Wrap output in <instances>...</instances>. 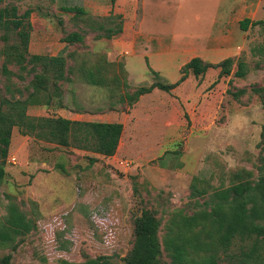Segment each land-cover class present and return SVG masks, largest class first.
I'll return each mask as SVG.
<instances>
[{
  "label": "rangeland",
  "instance_id": "rangeland-1",
  "mask_svg": "<svg viewBox=\"0 0 264 264\" xmlns=\"http://www.w3.org/2000/svg\"><path fill=\"white\" fill-rule=\"evenodd\" d=\"M4 6H15L17 14L30 10L28 55L62 56L65 70L73 68L70 82H57L49 96L40 93L25 114L115 122L122 130L114 154L101 157L11 129L0 222L10 204L28 230L0 245V258L9 255L10 264H59L107 256L124 264L132 221L142 210L159 219L160 237L169 215H191L194 203L203 201L198 191L229 186V175L240 169L256 176L264 159V0H3ZM66 8L81 9L84 16ZM108 17L113 24L120 21L121 32L95 39L99 32L87 26ZM243 19L262 23L242 31ZM71 32L84 34L82 44L62 42ZM2 34L0 51L14 38L8 34L5 44ZM197 55L210 64L232 59L229 75L219 77L217 68L201 78L188 74L175 90L153 89L132 105L126 100L119 105L105 89L86 85L75 70L102 56L109 71L119 65L125 71L126 86L119 91L130 94L153 81L147 66L163 82L174 83L178 68ZM237 61L244 64L243 78L233 76ZM2 66L0 54V104L24 98L29 66ZM79 109L83 112L75 113ZM125 162L128 168L121 165ZM162 259L168 262L164 252Z\"/></svg>",
  "mask_w": 264,
  "mask_h": 264
},
{
  "label": "trees",
  "instance_id": "trees-1",
  "mask_svg": "<svg viewBox=\"0 0 264 264\" xmlns=\"http://www.w3.org/2000/svg\"><path fill=\"white\" fill-rule=\"evenodd\" d=\"M3 0H0V5ZM65 12L73 16H84L81 9L66 8ZM30 10L17 14L15 6L0 7L1 40L7 44L8 34H13V42L3 47L0 54L4 64H14L20 70L31 74L25 88V96L20 99L4 100L0 104V182L4 171V159L7 154L11 129L16 127L23 136H32L46 143L59 147H71L101 157H110L116 151L122 130L120 123L85 122L68 120L61 117H28L26 108L38 103V96L44 93L49 96V88L55 91L57 82H70L73 68L65 70V58L62 56L28 55L27 45L31 25ZM118 19V16L115 17ZM113 18H105L102 23H91L87 30L99 34L95 39H110L121 32V23L113 24ZM110 20V21H109ZM88 22H92L87 18ZM112 22V25H109ZM261 21L251 22L243 19L239 22L244 31L248 24L256 25ZM84 34L71 32L61 40L67 45L82 44ZM232 59L225 58L210 64L198 57L190 58L178 70L179 77L174 83L163 82L156 71H148L153 81L148 86L135 88L130 94L120 93L126 86L125 71L119 65L113 73L111 64L99 56L93 63L82 61L75 70L77 76L86 85L103 88L110 98L116 96V103L121 105L126 100L134 104L139 97L149 94L153 89L169 93L188 74L201 78L208 69H219L218 76H228ZM105 67V68H104ZM74 70V71H75ZM111 72V73H110ZM245 75L242 61L236 62L235 78ZM49 97L44 100L47 104ZM83 112L82 109L75 113ZM90 158L89 161L93 162ZM227 187L214 189L209 194L198 191L197 195L205 196L203 201L193 205L191 215H181L174 211L165 221L161 235L158 237L160 221L152 211L142 210L132 221V245L123 258L124 264H264V159H260L256 176L240 169L230 175ZM193 190L194 187L192 188ZM7 214L0 222V245L11 241V236L27 232L24 218L14 206H7ZM14 247L12 246L11 249ZM164 252L168 262L162 259ZM10 256L0 258V264H10ZM59 264H113L107 256L85 258L81 262L61 260Z\"/></svg>",
  "mask_w": 264,
  "mask_h": 264
},
{
  "label": "crops",
  "instance_id": "crops-1",
  "mask_svg": "<svg viewBox=\"0 0 264 264\" xmlns=\"http://www.w3.org/2000/svg\"><path fill=\"white\" fill-rule=\"evenodd\" d=\"M204 48V47H203ZM183 52V51H182ZM204 53H205V51H204ZM197 57L198 58H200V59H205V56L204 55H197ZM180 68V67H179ZM179 68H178V70H179ZM188 76V75H187ZM184 83V81L183 82H181L180 84H183ZM180 84L178 85V86H180ZM178 86H176L173 90H175L176 88H178ZM172 91V90H171ZM144 96V95H143ZM142 97V96H141ZM74 121H80V120H78V119H75ZM85 122H90V121H85ZM98 122V121H97ZM106 123H112V122H106Z\"/></svg>",
  "mask_w": 264,
  "mask_h": 264
},
{
  "label": "built area",
  "instance_id": "built-area-1",
  "mask_svg": "<svg viewBox=\"0 0 264 264\" xmlns=\"http://www.w3.org/2000/svg\"><path fill=\"white\" fill-rule=\"evenodd\" d=\"M10 162H13V159H10ZM121 165H122L123 167H125V168H126V167H127V168L129 167V163H126V162L123 163V164H121Z\"/></svg>",
  "mask_w": 264,
  "mask_h": 264
}]
</instances>
